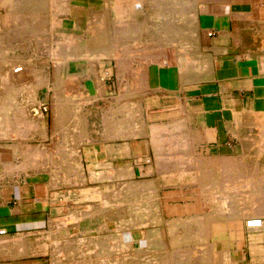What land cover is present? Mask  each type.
Returning a JSON list of instances; mask_svg holds the SVG:
<instances>
[{
  "label": "bare ground",
  "instance_id": "1",
  "mask_svg": "<svg viewBox=\"0 0 264 264\" xmlns=\"http://www.w3.org/2000/svg\"><path fill=\"white\" fill-rule=\"evenodd\" d=\"M144 1L147 16L141 23L135 22L134 13H130L129 6L127 8L126 5H120L122 2L120 0H4L3 3H0V9H3V14L0 10V82L3 81L6 85L12 86L19 84L18 86L21 87L22 85L21 88L19 87L20 91L22 89L28 97V104L30 103L29 109L25 108L27 105L25 104L20 112L14 110L20 115L16 116L15 113L13 115L16 118L21 116L25 121L29 118L32 123L38 121L40 124L43 121L41 104L44 102L34 104L36 102L34 97L35 89L44 86L51 94V111L55 132L65 135L64 137L68 139L72 147L76 143H89L90 134L99 125L97 123L90 124L88 117L94 118L100 111H90L91 109L86 111L83 105L89 104L95 108L96 103L106 92L101 82L103 77L101 78L100 75V61L104 60L107 64H112L114 61L117 74L129 72L133 51L142 53L148 46H153L150 40L151 30H153L152 33H155V30L159 33L160 24L164 23L163 13L155 2L156 0ZM196 1L207 2V0H192L194 4ZM229 1L226 0V2ZM126 2L128 5L132 3L131 0ZM192 2L189 3L193 4ZM181 12L182 10H175L172 14L174 23H178L180 20L179 17L183 13ZM228 12V3H226V14H229ZM192 16L194 17L195 13ZM253 16H255V12ZM189 20L192 25L194 18ZM175 29V33L172 34V30L170 36L163 33L165 41L162 39V44L155 41L159 43L156 47L194 46V37H187V39L183 37L182 39L176 34L178 29ZM160 30L162 31V29ZM163 34L161 33V35ZM167 34L169 35V33ZM110 35H114L115 40H119V36L120 39L124 37L125 40L120 43H110ZM172 36L173 38H171ZM154 38L153 40L157 36ZM153 40L152 42L155 43ZM14 48L20 49L24 53L32 52L33 56L27 54L24 59H27L28 62L24 60L23 63L20 61L21 65H18L19 63L16 65L14 64L16 60H8L10 56L8 59L5 56ZM120 48L130 50L124 54L122 50L119 51ZM186 56L188 57V54ZM138 57L142 59L144 56L139 55ZM154 58L156 61L164 60L165 56L158 55ZM38 59H44L45 64L52 66V77L49 80L43 67L37 68V71L31 67V64L35 61L37 63ZM76 60L85 62L82 71L70 74V64ZM29 62L31 63L29 64ZM64 66H66V71L62 70ZM83 82L85 85L82 84ZM142 82L140 81L139 85L134 83V85L126 86L117 81L119 92L117 91L116 95L118 96L113 98L112 106L109 104L110 109L107 108L109 113L105 112L108 114V118L105 120L107 138L111 136L109 130H112L113 138L123 140L133 138L137 142V145L134 146H131L130 143L124 144L115 153L116 158L118 156L128 159L126 163L117 166L114 163H96L92 157V151H86L88 160L93 163L88 161L89 165L82 171L79 161L75 155L72 158L69 151L68 156L71 158L67 157L68 163H52V167H54L51 169L52 171L48 167L54 177L67 176V178L61 179L70 188L76 187L82 191L86 188L85 186H94L88 190L91 193L82 194L83 197L76 196L79 199L72 200L68 197L71 203L77 206L82 205L83 208L75 207L74 210L67 212L68 215L65 218L59 219V221L55 220L49 231L42 233L44 239L48 240V244L45 242V244L42 243L44 245L41 244L42 246L39 247L42 249L41 254L49 256L50 264H237L231 254L226 253L223 260H218L217 255H212L215 251L212 250L210 243L211 225L217 222L226 223L229 234L226 247L231 246L232 240L238 239L237 230L231 228L230 223L241 220L245 227L247 219H250L249 216L252 215L249 214L250 212H245L246 202L244 203V200L247 197L241 193L243 183L248 184L250 186L248 192L253 193L251 197H248V200L258 202L254 201L253 207L264 209V201H259L263 200L262 196L255 193L259 186L255 174L262 169L260 165L264 163V115L247 123L244 121V126L240 125L243 130L239 132L241 148L239 156L202 155L196 152L201 136L198 132L196 134L185 131L177 120H171V118L166 123L158 124L151 122L153 121L152 117L145 116L142 101L146 97L147 88L144 86L142 89ZM129 83H133V81ZM112 136L109 140H112ZM110 145L112 146L111 143ZM93 151L95 152V150ZM61 153L60 156L63 155ZM40 154L42 155L41 152ZM79 154L76 153V155ZM14 157L16 156L14 155ZM28 164L24 162L21 167H27ZM31 166L34 169L46 167L43 163ZM15 167L17 168L16 165ZM136 168L141 176L139 179L136 178ZM20 171L22 172V170ZM170 185L176 190L194 191L196 193V195L194 194L195 208H199L201 213L197 210L198 213L190 217L192 215H186L184 212L182 217H177V213L180 214V208L177 206L168 212L164 206L167 203L166 198L162 196V192L159 195V191L169 188ZM94 195L96 199H94ZM213 200L219 201V203L217 202L220 204L218 208H215V205L211 206ZM203 204L207 205L210 210L207 214L202 213ZM189 207L194 208V205L191 203ZM168 213L172 216H168ZM258 214L255 212L253 216L259 217ZM260 214H263L260 217L264 219V213ZM246 229L250 237L257 232L264 234V221L259 228ZM180 231L181 234L178 233ZM12 237L14 238V236ZM2 238L0 245H5L4 247L0 246L1 251L8 247L4 241L5 238L3 241Z\"/></svg>",
  "mask_w": 264,
  "mask_h": 264
},
{
  "label": "crops",
  "instance_id": "2",
  "mask_svg": "<svg viewBox=\"0 0 264 264\" xmlns=\"http://www.w3.org/2000/svg\"><path fill=\"white\" fill-rule=\"evenodd\" d=\"M190 11V15L195 13L194 23L191 25L187 14L182 13L176 25L178 28L176 34L182 39L183 37L186 39L187 37H194V46H182L183 48H178L176 45H167L162 48L148 46L142 53H137L134 50L127 73L117 74L116 65L114 61L112 62L110 71V75L114 79L112 94L103 95L100 99L102 104L100 106V102L98 103L100 113L96 119L87 118L90 123L96 121L99 125L90 134L89 143H76L77 145L72 147L68 139L64 137L65 135L55 132L51 111V94L46 88L47 93L44 94L46 96L42 98H40V93L43 87L35 89L34 99L36 102L34 104L45 102L48 107L47 113H43V121L39 124L38 121L32 123L29 118L26 119L27 122L21 116H18L21 118H16L17 115H20V109L24 108L25 104H27L25 108L29 109L30 104H28L27 95L22 89L20 91L22 85L20 87L19 84H14L16 85L14 87V85H6L3 81H1L2 84L0 82V86L2 85L0 87V94L2 95H0V175L3 176H0V239L3 237V241L5 238L4 241L9 247L0 250V264H37L39 258L44 255L37 253L39 247L44 245L42 244L43 241L48 244V240L44 239L42 233L49 231L55 220L65 218L68 215L67 212L71 211V201L68 199L70 186L68 187L65 181L61 179H65L67 176L54 177L48 170V167L50 170L54 169L52 163L69 162V151L72 158L75 155L78 163H88L86 151L93 150L96 152V163H126L128 161V159L118 156L116 158L115 153L122 145L130 143L131 146H134L137 145V142L133 138L124 140L113 138L112 130H109L112 140H109L111 136L107 138L105 134V120L108 118V114L105 112L109 113L107 110L112 106L113 98L118 96L116 95L119 92L117 81L126 86L134 85V83L139 85L140 81H143L142 83H145L147 88L146 97L142 101L145 114L150 113L153 118L160 122H168L170 118L177 120L185 131L196 134L198 132L202 138L200 145L205 147L208 152L212 151L214 156H235L230 140L237 142L240 147L239 132L243 130L241 126L242 124L244 126V121L247 123L260 115H264V0H230L228 3L229 14H226V0L196 1ZM254 12L255 16H253ZM146 16L145 11H143L140 18H146ZM7 54L5 55L7 59L9 56L12 58L8 60H16L14 64L19 63L18 65H21L24 60L27 61L24 56L32 55V52L24 53L22 50L14 48ZM139 55L144 57L141 59L138 57ZM158 55H164L165 59L156 64L154 57ZM186 58L188 62H186ZM35 63L33 62L31 67L37 71L39 59ZM11 66L13 67V65ZM47 66V78L49 80L53 70L50 73L49 65ZM70 74L75 73L70 72ZM133 76H135L134 79ZM128 81H133V83ZM19 100L21 102H17ZM14 110H19V112H14ZM14 113L16 116L13 115ZM18 119L20 120L17 121ZM35 152L36 155L38 154L37 156ZM76 153L80 154L76 155ZM108 153L111 155L109 156ZM240 154L241 148L236 155L239 156ZM21 158H24L25 161ZM24 162L30 165L21 167ZM36 163H43L46 166L44 167L45 170L43 168L34 169L31 165ZM89 163L93 162L89 161ZM260 167L262 169L255 174L256 176L254 175L257 177L256 181L259 185L255 193L264 196V163ZM25 169L28 170L25 171ZM51 201L55 202L52 204ZM252 218L259 217H251L250 219ZM261 219L264 221L263 218ZM238 232L240 233L237 234L238 239L234 241L233 247H246L248 249L246 239L249 233L247 229L243 226L237 230ZM6 239H9L10 242ZM260 245L264 247V242ZM248 255L249 262L245 264H252L249 249ZM256 264H264V257Z\"/></svg>",
  "mask_w": 264,
  "mask_h": 264
},
{
  "label": "rangeland",
  "instance_id": "3",
  "mask_svg": "<svg viewBox=\"0 0 264 264\" xmlns=\"http://www.w3.org/2000/svg\"><path fill=\"white\" fill-rule=\"evenodd\" d=\"M120 1H122L121 3H120V5H126L127 6V8H128V6H129V8H128V10H130V13L132 14V13H134L133 14V18L135 19V22L136 23H141L142 21H144V19L145 18H140V16H142V14H140L141 12H143V11H145V13L147 14V8H146V6H145V1L144 0H131L132 1V3L130 4V5H128V3L126 2L127 0H120ZM191 2H192V0H190ZM190 1H188V0H185V1H183V0H156L155 2L157 3V5L159 6V9L161 10V13H163V15H162V20H164V23L162 24H160V28H159V31L163 34H165L166 33V35L167 36H170V35H172V34H174L175 33V31H174V29L175 28H177L176 27V25H177V23L175 22H173L172 21V19H173V16H172V14L175 12V10H182V12L183 13H186L187 14V16H188V18L189 19H191V18H194L192 15H190L191 14V11L189 10L190 8H192L191 6H193L194 5V2H192L193 4H190L189 2ZM208 1V0H207ZM227 1H229V0H227ZM4 2V0H0V3H3ZM76 3H80L79 1H75ZM142 2V3H141ZM175 2V3H174ZM206 2V1H205ZM230 2V1H229ZM229 2H226V3H229ZM139 5H138V4ZM173 3V4H172ZM132 4H133V6H132ZM142 4V5H141ZM144 4V5H143ZM255 4V3H254ZM84 5V4H83ZM139 6H141V7H139ZM190 8H189V7ZM177 7V8H176ZM138 8H139V10H138ZM186 8V9H185ZM132 9V10H131ZM133 9H137V10H133ZM1 10V13L3 14V9L1 8L0 9ZM167 10V11H166ZM185 10V11H184ZM132 11V12H131ZM189 11V12H188ZM138 12V13H137ZM181 12V13H182ZM136 14V15H135ZM138 14V15H137ZM165 14V15H164ZM139 16V18H137ZM179 19H180V17H179ZM172 22H171V21ZM165 24V25H164ZM162 25V26H161ZM163 26H165V27H163ZM162 27V28H161ZM167 28V29H166ZM170 28V29H169ZM172 28V29H171ZM160 29H162V31H164V30H166V31H164V32H162ZM164 29V30H163ZM178 29V28H177ZM177 29H175V30H177ZM171 30V31H170ZM172 30H173V33H172ZM152 31L153 30H151V33H150V35H151V44H153V46H151V48H159V47H156V45L157 44H159V43H161L162 44V39H163V37L165 36L164 34L163 35H161V33L159 32H157L156 30H155V33L153 32L152 33ZM170 31V32H169ZM159 34V39H158V34ZM167 33H169V35L167 34ZM170 33H172V34H170ZM124 34V33H123ZM160 35H161V38H160ZM114 35H110V43H116V42H123L125 39H124V37H121V39H120V36H119V40H115V38L113 37ZM156 36H157V38H156ZM153 37H155L154 39L155 40H153ZM171 38H173V36L171 37ZM123 39V40H122ZM152 40L155 42V41H158L159 43H153L152 42ZM168 40V39H167ZM163 41H165L164 39H163ZM169 41V40H168ZM172 43V42H171ZM162 48V47H161ZM123 51L124 52V54L125 53H127L130 49H125V48H120L119 49V51ZM163 60V59H162ZM162 60H157L156 61V63H161L162 62ZM46 63V61L44 60V59H40L39 60V67H43V69H44V72L46 73V75H48V73H47V64H45ZM84 63L85 62H83V61H78V60H76V61H73V62H71V64H70V72L71 73H76V72H81L82 71V68H83V66H84ZM49 69H50V73H51V70H52V66L51 65H49ZM62 70H64V71H66V66H64V67H62ZM41 71V70H40ZM110 71H111V63H106V61H104V60H101L100 61V75H101V78H102V86H103V88H104V90L106 91V92H104V96L105 95H107V96H109L110 94H111V91H112V84H113V81H114V79H113V77H111V75H110ZM42 72H43V70H42ZM49 73V74H50ZM106 73H108V74H106ZM108 75V76H107ZM83 85H85V82H83L82 83ZM145 86V83H143L142 84V89H144L143 87ZM46 89H45V87L43 86V89L41 90V93H40V98H42V97H45L46 95H44V94H46V91H45ZM100 102V106H101V104H102V101H98L97 103H96V107L95 108H93L92 106H90L89 104L88 105H83V107L85 106V109H86V111L87 110H90V111H97L98 110V103ZM45 103V102H44ZM43 104V103H42ZM47 113V112H46ZM83 115H85V114H83ZM82 115V116H83ZM145 116H147V117H149V118H151L152 116H151V114L150 113H146L145 114ZM96 117L97 116H95L94 118H90V117H88L89 119H96ZM153 121H151V122H155V123H158V124H160V123H166V122H163V121H159V120H156L155 118H151ZM96 123V121H92V123H90V124H95ZM200 136V135H199ZM201 140H202V138H201V136H200V141L196 144L197 145V147H196V152H198L199 154L201 153L202 155H210V156H212V155H214L213 154V152L212 151H207L206 150V148L205 147H203L202 145H200V142H201ZM230 145H231V147L233 148V153L235 154V156H232V157H236V156H238V155H236V154H238L239 152H240V147L238 146V144H237V142H235L234 140H230ZM202 146V147H201ZM235 146V147H234ZM94 154V155H93ZM96 154H95V152L94 151H92V157H93V159H95L96 157ZM209 156V157H210ZM80 165H81V169H82V171L89 165L88 163H79ZM116 166L118 165V164H121V163H114ZM86 165V166H85ZM144 167H145V165H144ZM99 170H101V169H99ZM139 177H141L140 176V173H139V170L136 168V178H138L139 179ZM91 186H94V185H89V186H85L86 188H84V189H82V191H81V189H79V188H76V187H73V188H70V191H69V197L72 199V200H75L76 198L77 199H79L78 197H76V196H80V197H83V195L82 194H84L85 195V193H91L90 191H88L89 189H92V187ZM163 186V185H162ZM245 186V187H244ZM91 187V188H90ZM164 187V186H163ZM249 185L248 184H245V183H243V185H242V187H241V189H243L242 190V195H246V197L247 198H245V200H244V203L246 202V204H245V206H246V210H245V212L246 213H249V214H252L251 216H249L250 218L251 217H254L253 215H254V213L255 212H257V213H259L258 214V216L260 215H263V214H260V213H264V209H261L260 207H258L257 209H256V207H253V204H254V201L255 200H248V197H251L252 196V194L253 193H249L248 192V190H249ZM75 191V192H74ZM78 191V192H77ZM77 192V193H76ZM160 192H162L161 194H162V196L163 197H165L166 198V204H164V206L167 208V210H168V212H171V209L174 207V206H177L178 208H180V214L179 213H177V217H179V216H183V214H184V212L186 213V215H192V216H190V217H193L194 215L193 214H197L198 212L199 213H201L200 212V210H199V208L198 209H196L195 207H196V203H195V195H196V193L194 192V191H188V190H176V189H173V187H172V185H170L169 186V188L167 187L166 189H164L163 191H159V195H160ZM75 194H77V195H75ZM81 194V195H80ZM195 194V195H194ZM251 194V195H250ZM73 195H75V196H73ZM172 195V196H171ZM255 195V194H254ZM191 196V197H190ZM96 196L94 195V199H96L95 198ZM173 197V198H172ZM188 199V200H186V199ZM193 198V199H192ZM262 198H263V200L262 199H260L259 201L260 202H263L264 201V196H262ZM164 200V202H165V199H163ZM183 202H182V201ZM221 200H222V198H221ZM79 201H81V200H79ZM96 201V200H95ZM179 201V202H178ZM227 201V200H226ZM169 202V203H168ZM217 202L219 203V201H212L211 202V206H213L214 207V205H215V208H218V205L220 206V204H217ZM255 202H257V201H255ZM186 203V205H184ZM192 203V205H194V208H192V207H189L190 206V204ZM216 203V204H215ZM258 203V202H257ZM185 207H184V206ZM204 206H202V208H201V210H202V213H208V211L210 212V210H209V208L207 207V205H205V204H203ZM77 207V208H79V207H81V206H76L75 204H73V203H71V210H74L75 209V207ZM244 206V207H245ZM205 207V208H204ZM253 207V208H252ZM83 207H81V209H82ZM255 208V209H254ZM205 211H204V210ZM197 210H199L198 212H197ZM257 210V211H256ZM195 211H196V213H195ZM168 216H172V214H170V213H168ZM259 216V218H262V217H260ZM167 217V216H166ZM174 217V216H173ZM172 217V218H173ZM255 217H257V215L255 216ZM59 221V220H58ZM212 233H211V244H212V250H214L215 251V253L214 254H212V255H217V258L219 257V259L218 260H223L224 259V257H225V255H226V253H228V254H231L232 255V259L234 260V261H236L237 262V264H245V263H248L249 262V255H248V249H249V252H250V255H251V263L252 264H256L258 261L260 262L261 260H262V258L264 257V247H262L261 245H260V243H262V242H264V234H261V233H253L252 234V237H250L249 235H248V237H247V242H248V249L246 248V247H242V248H235V247H233V244H234V241L235 240H232L231 241V246L230 247H226V241L228 242L229 241V234H228V231H227V226H226V223H223V222H217V223H212ZM230 226H231V228H233L234 230H238L239 228H242L243 227V222L241 221V220H237V221H235V222H231L230 223ZM215 227V228H214ZM214 228V229H213ZM254 232V231H253ZM256 232V231H255ZM178 233H180L181 234V231L180 232H178ZM240 232H238L237 234H239ZM245 239V238H244ZM243 239V240H244ZM217 241V242H216ZM44 242H46V241H43V243ZM220 243V244H219ZM45 244V243H44ZM252 244V245H251ZM4 245L5 244H1L0 246H3L4 247ZM2 247V248H3ZM227 248V249H226ZM231 248V249H230ZM230 249V250H229ZM0 250H1V248H0ZM3 250V249H2ZM226 250H227V252H226ZM229 250V251H228ZM253 252V253H252ZM255 252V253H254ZM37 253H39V254H41L42 253V249H38V251H37ZM221 255V256H220ZM222 257V258H221ZM49 256L47 255V254H44L43 256H41L40 258H39V262L37 263V264H50V262H49Z\"/></svg>",
  "mask_w": 264,
  "mask_h": 264
},
{
  "label": "built area",
  "instance_id": "4",
  "mask_svg": "<svg viewBox=\"0 0 264 264\" xmlns=\"http://www.w3.org/2000/svg\"><path fill=\"white\" fill-rule=\"evenodd\" d=\"M41 110L43 113H46L48 111V107L46 103L41 104ZM262 219L261 218H252L248 219L245 223V227L248 229H255L262 226Z\"/></svg>",
  "mask_w": 264,
  "mask_h": 264
}]
</instances>
